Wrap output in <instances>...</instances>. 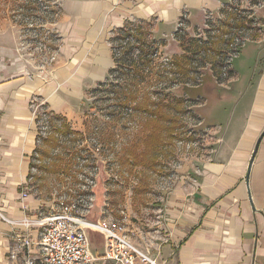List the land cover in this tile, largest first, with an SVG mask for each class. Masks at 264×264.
<instances>
[{
  "label": "rangeland",
  "instance_id": "rangeland-1",
  "mask_svg": "<svg viewBox=\"0 0 264 264\" xmlns=\"http://www.w3.org/2000/svg\"><path fill=\"white\" fill-rule=\"evenodd\" d=\"M20 2L0 0V30L8 28L15 34L31 68L49 69L58 49L50 53V40L43 41L46 35L37 39L38 32L27 31L8 18L12 6L17 8ZM221 8L193 18L182 12L175 30L167 31L165 46L154 54V62L169 61L168 66L174 55H191V62L185 61L184 70H189L184 71V85L194 87L193 95L170 92L169 87L178 84L169 74L157 75L155 68L140 80V75L132 78L126 73L130 69L125 64L121 68L114 64V72L88 93L77 123L64 121L56 113L42 115L36 122L38 113L50 110L43 100L33 98L27 130L34 131V148L29 153V177L18 188L19 200L30 195L44 213L70 202L87 220L124 223L130 242L151 255L157 241L154 233L162 219L158 208L163 193L169 192L188 168L212 154L218 137L213 127L224 130L230 123L238 130L244 126L264 68V0H228ZM236 18L244 22L238 29L234 27ZM31 20L24 18L23 22L31 27ZM176 30L183 45L174 38ZM222 30L227 33L221 36V44L209 51L196 52L189 45L191 39L208 40L209 35ZM116 36L117 31L110 34ZM52 38L51 43L59 48L56 35ZM119 44L112 41L113 47ZM188 46L190 50H185ZM120 50L115 52L116 58L121 56ZM175 61L184 63L179 57ZM217 70L221 73L216 74ZM133 97L135 100H128ZM147 97L163 105V113L176 120L174 130L163 133V142L151 149L146 146L147 113L141 111ZM63 122L74 132L64 133ZM48 136L53 139L46 140ZM92 239L98 240L96 234Z\"/></svg>",
  "mask_w": 264,
  "mask_h": 264
},
{
  "label": "crops",
  "instance_id": "crops-1",
  "mask_svg": "<svg viewBox=\"0 0 264 264\" xmlns=\"http://www.w3.org/2000/svg\"><path fill=\"white\" fill-rule=\"evenodd\" d=\"M226 1L59 0L61 14L49 25L58 35L59 48L49 69L31 68L15 34L8 28L0 30V213L19 219L38 210L36 200L27 195L20 201L18 193L34 148V131L27 130L33 98L77 123L88 93L114 67L110 34L124 21L147 22L151 35L164 39L167 31L175 30L182 12L199 17L217 11ZM244 120L238 130L230 123L224 130L213 127L218 137L212 154L188 168L163 193L158 208L162 219L149 255L158 264H264V134L245 180L251 153L264 130V68ZM24 230L0 217V264H21L8 253L12 236ZM31 232L35 236L36 229ZM102 249L101 245L94 253Z\"/></svg>",
  "mask_w": 264,
  "mask_h": 264
},
{
  "label": "trees",
  "instance_id": "trees-1",
  "mask_svg": "<svg viewBox=\"0 0 264 264\" xmlns=\"http://www.w3.org/2000/svg\"><path fill=\"white\" fill-rule=\"evenodd\" d=\"M9 1V0H6ZM46 2L45 4L39 3ZM57 1V0H56ZM58 2V1H57ZM52 4H54V7ZM12 6L11 10L13 11L8 18L12 23H16L20 26H22L27 31H35L38 32V35L36 36L37 39H40L46 35V37L43 38L44 42H47V40H50V43L47 45L49 46V52L56 51L58 49L57 44L51 43V40L53 39L52 36L56 35V39L58 38L57 33L54 30H51L49 25L54 23L56 19L61 14V6L60 3L56 4L55 0H21V2L17 5V8H14ZM222 9V8H221ZM16 16H20L19 20H16ZM24 18H31L30 24L31 27H29L28 23L23 22ZM234 20V27L240 28L243 26L244 22L241 18H236ZM22 28V29H23ZM148 31L145 33L151 36V30L149 23L143 22L140 20H126L124 25L114 31H117L116 37H110L111 42V48H112V57L114 64L116 66H119L121 68L124 66L129 67L130 70H127L126 73L130 74L132 78H135V76H141L140 80L144 79L145 76H149V72L152 68H155L157 70V75L161 76L162 74H169L171 79H174L175 82L178 84L177 87H169L170 92H174L175 94L182 96L184 93L188 95H193L194 90L191 88L194 87H188L184 85V69H185V61L191 62L192 57L189 54L182 53L180 55H174L172 59H170V65L168 66L167 63H159L157 64L154 62V54H156L159 50V47L165 46V40L164 39H156L153 36L148 39L147 36L143 35L145 30ZM144 30V31H143ZM113 31V33H114ZM178 30L174 33V38L178 39L181 45H183V41L181 42V39L178 37ZM226 30H222L219 34H213L209 35L208 40L203 39H191L189 42L190 47L194 46V51H209L210 48H213V46L217 47L221 44L222 35L226 34ZM220 37V38H219ZM215 38V39H214ZM32 41V40H30ZM35 41V40H34ZM112 41H118L120 44L116 47H113ZM238 45V44H237ZM236 45V46H237ZM190 47H185V50H190ZM121 48V56L116 58L115 52ZM137 51L135 55L133 56L134 51ZM184 50V47L183 49ZM185 52V51H182ZM175 57H179L184 59V63L176 62ZM115 65L113 68H111L108 72V75H111L115 70ZM152 66V67H151ZM172 66V67H171ZM151 67V68H150ZM148 68V69H147ZM174 69V70H171ZM133 70V72H132ZM145 70H147L145 74ZM189 70V69H188ZM186 70L185 72H187ZM213 70V69H212ZM216 74H220L221 71L217 70L215 72ZM143 74V76H142ZM215 76V74H213ZM217 76V75H216ZM101 84V83H99ZM198 86V85H195ZM151 94V92H150ZM154 94H157L154 92ZM141 111L143 113H147V119L145 121L146 129H149V133L147 135V141L146 146L147 148H155L159 144L163 142V136L162 134L165 132H172L176 126V120L175 118L164 114L163 113V105H159L158 102L151 101L150 97L144 98ZM130 100H135V97ZM45 106V104H43ZM139 108V107H138ZM54 114L52 111H48L47 109H44L41 113H38L35 116V121L37 122L42 118V115L46 116L48 114ZM59 116V115H58ZM62 118V120H66L63 116H59ZM165 122H169L166 124ZM64 126V133L68 132H74L72 129H70L69 125H67L65 122L62 123ZM39 139V138H38ZM37 139V140H38ZM53 137L48 136L46 140H51ZM31 167V166H30ZM29 177V173L28 176ZM96 220V219H95ZM88 237L90 241V246L93 252L98 251L100 246H103V238L101 234L95 231L88 230ZM92 234H96L98 237L97 241H94L92 239Z\"/></svg>",
  "mask_w": 264,
  "mask_h": 264
},
{
  "label": "built area",
  "instance_id": "built-area-1",
  "mask_svg": "<svg viewBox=\"0 0 264 264\" xmlns=\"http://www.w3.org/2000/svg\"><path fill=\"white\" fill-rule=\"evenodd\" d=\"M0 217L25 229L12 236L8 253L10 259H20L21 264H96L98 260L113 264H158L130 242L124 223L87 220L76 213L74 203L62 202L57 209L51 208L46 213L38 210L33 216L23 215L19 219H8L1 213ZM32 228L36 229L35 236ZM88 230L101 234L100 254L91 250Z\"/></svg>",
  "mask_w": 264,
  "mask_h": 264
},
{
  "label": "water",
  "instance_id": "water-1",
  "mask_svg": "<svg viewBox=\"0 0 264 264\" xmlns=\"http://www.w3.org/2000/svg\"><path fill=\"white\" fill-rule=\"evenodd\" d=\"M264 134V130L261 132V134L259 135V137L257 138L256 140V143H255V146L253 148V151L251 153V156H250V159H249V163H248V167H247V170H246V174H245V180L247 181L248 180V175H249V169H250V164L254 158V155H255V152H256V149H257V146H258V143L262 137V135Z\"/></svg>",
  "mask_w": 264,
  "mask_h": 264
},
{
  "label": "bare ground",
  "instance_id": "bare-ground-1",
  "mask_svg": "<svg viewBox=\"0 0 264 264\" xmlns=\"http://www.w3.org/2000/svg\"><path fill=\"white\" fill-rule=\"evenodd\" d=\"M91 225H94V226H96V223H94V224H93V222H91Z\"/></svg>",
  "mask_w": 264,
  "mask_h": 264
}]
</instances>
